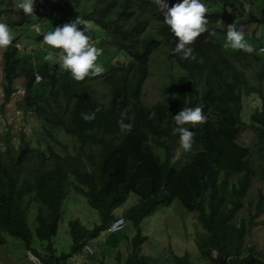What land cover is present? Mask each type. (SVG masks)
Segmentation results:
<instances>
[{"label": "trees", "instance_id": "trees-1", "mask_svg": "<svg viewBox=\"0 0 264 264\" xmlns=\"http://www.w3.org/2000/svg\"><path fill=\"white\" fill-rule=\"evenodd\" d=\"M49 2L44 1L46 7H52ZM203 2L215 4L218 10L205 13L206 31L189 45L196 56L192 60L172 52L178 38L163 23V13L154 0H97L84 19L103 31L100 49L106 45L124 51L131 60L76 81L44 56L17 48L19 39L29 31L42 38L41 22L51 20L37 14L38 1L34 0L33 13L25 14L16 7L17 0H1L0 19L13 34L2 57L4 97L8 99L13 93L16 80L24 79L21 106L34 108L50 139L43 150L25 141L24 130L19 132L18 147L11 133L0 141V245L6 243V234L28 248L36 236L51 248L73 187L100 213L101 224L88 229L79 220L71 221L70 253L46 258L33 251L45 264H67L88 241L107 233L119 217L115 211L131 194L139 197V203L125 218L138 230L133 243L136 249L146 240L141 236L142 222L159 207L179 200L187 211L198 214L206 231L198 241L202 257L220 264H264L253 247L244 248L247 234L264 213V193H260L249 221L238 214L246 206L254 179L260 177L264 183V72L250 78L247 69L251 67L245 64L260 62L258 55L264 53L224 46L227 24L242 27L244 37L247 30L257 34L264 29V0ZM15 8L18 15L12 16ZM223 17L227 22L219 35L213 24ZM160 49L167 64L166 68L160 65V70L175 74H166L160 85L163 96L148 104L143 90L154 54ZM37 75L42 76L41 83H36ZM253 95L262 103L248 123L243 119L244 102L246 96ZM192 106H200L206 119L194 126L185 125L195 133L193 143L174 161L179 143L172 116L182 107ZM97 107L95 119L81 118L82 112ZM122 110L125 122L131 117L132 129L127 134L117 124ZM245 129L254 131L249 147L238 141ZM56 131L78 139L74 154L68 153L67 147L64 154L56 151L53 143L60 144L54 138ZM187 158L189 161L182 164ZM28 194L42 206L35 232L28 224Z\"/></svg>", "mask_w": 264, "mask_h": 264}, {"label": "rangeland", "instance_id": "rangeland-1", "mask_svg": "<svg viewBox=\"0 0 264 264\" xmlns=\"http://www.w3.org/2000/svg\"><path fill=\"white\" fill-rule=\"evenodd\" d=\"M49 1L47 5L55 8L58 17L54 21L46 19L41 22L44 32L50 30L51 27L68 23L76 17L85 20L84 13L90 12L97 0ZM166 2L171 7L177 0H166ZM203 3H205L208 12H217L218 6L215 4ZM1 8L0 0V11L2 10ZM14 11L12 16H17V9L15 8ZM0 22L4 21L0 19ZM226 22L227 17H223L213 24L219 30V35L224 31ZM78 28H85V34L91 36V42L100 48L104 37V33L100 28L88 21L85 25H78ZM247 31L248 33L245 32L244 37L246 42L252 49L259 51L260 45L264 43V29L259 30L257 34L249 33L251 30ZM19 42L24 51L33 50V53L35 55L40 54L39 56L46 55L48 51H52L54 54L60 51V49H55L47 45L42 41V38L30 31L23 35L19 39ZM162 49L154 54L150 78L146 81L143 90L144 101L148 104L159 101L163 96L160 85L166 81V74H175V71L166 72L160 70V65L165 68L167 65L164 61L166 54ZM5 50L6 47H0V141H3L6 135L11 133L13 140L16 142L15 146L18 147V141L21 139L19 132L24 130L26 132L25 141L30 142L32 147L43 150L47 147L48 140L50 139L44 133L45 125L43 120L37 115L33 107L26 108L25 106H21L24 104L25 80H16L13 93L8 99L4 97L3 86L5 84V76L2 57ZM101 52L97 58V62L103 65L104 72L112 64H125L131 60L126 52L116 50L112 47L107 48L106 45L102 46ZM258 58H260V62L256 60L245 62L246 66L249 65L251 67L247 69L250 78L256 73L264 72L262 65L264 64V54H259ZM58 59L54 55V58L49 60V62L51 65H59L61 67ZM37 64L35 63L36 68H39V64ZM262 86L264 87V80ZM101 87H99L100 90L103 88ZM261 103L262 101L254 95L245 97L244 121L250 122L251 114L257 110L258 105ZM54 138L60 142V144L53 143L56 151L60 154L66 152L64 150L65 147H67L68 153L74 154L79 146L77 138L69 136L63 131H56ZM253 138L254 131L252 129H245L238 138V141L241 145L249 147L251 146ZM183 152L184 150L178 147L174 161L179 159L183 155ZM188 161L189 158L185 159L182 164ZM261 192L264 193V183L260 177H257L253 181L252 188L246 200V206L238 213L245 217L247 221L250 219L251 212L255 211L254 206L259 200ZM31 197V194H28L26 197V203H29L28 224L35 232L38 227L37 216L42 206L40 203L31 200ZM138 203L139 197L131 194L124 206L115 211V215L125 217V213ZM64 210L63 221L60 224L58 235L53 239L51 248H48L47 242H41L36 236H34L31 248H28L21 240L4 234L6 243L0 245V264H30L29 255L34 250L38 251L43 257L58 258L63 254L70 253L72 249L73 239L69 226L71 221L79 220L88 229H94L96 225L101 224L100 213L91 208L88 199L79 194L73 187L69 190V196L64 203ZM256 223L257 226L252 228L245 238L244 248L253 247L258 257L264 261V213L256 219ZM137 234V228L127 219V226L122 232L115 234L102 233L97 239L87 242L95 250L93 255L89 256L82 250L66 262L67 264H130L131 262L134 264H220L214 259H206L201 256L198 241L202 235L206 234V231L199 220L198 214L187 211L179 200H175L170 206L159 207L151 216L142 222L141 236L146 240L138 249L133 244ZM213 256L214 258L217 257L216 251L213 252Z\"/></svg>", "mask_w": 264, "mask_h": 264}, {"label": "clouds", "instance_id": "clouds-1", "mask_svg": "<svg viewBox=\"0 0 264 264\" xmlns=\"http://www.w3.org/2000/svg\"><path fill=\"white\" fill-rule=\"evenodd\" d=\"M154 2L163 13V23L178 38L174 48H172V52L178 54L181 59L195 60L196 56L193 48L189 45L206 31L207 18L205 13L207 12V7L203 0H177L171 7L168 6L166 0H154ZM33 3L34 0H17L16 7L25 14H32ZM52 9L55 10V8ZM85 24H87V21L76 17L68 23L51 27L50 30L42 34L44 43L52 48L60 49L55 54L52 51H48L43 59L49 61L54 58V55L57 56L61 67L67 70L72 79L76 81L83 80L89 76H97L105 70L103 65L97 62L101 49L91 42L92 37L85 34V28H78V25ZM12 40L13 34L8 25L0 22V47L8 46ZM224 46L233 50L251 51V46L244 40L242 27H238L235 23L226 26ZM98 111L99 107L91 112H82L80 115L84 121H91L95 119ZM125 115V111L122 110L121 119L117 121V124L120 131L127 134L132 129V123L131 117L127 118L128 122H125ZM172 119L175 124L173 132L178 134L179 147L187 152L191 149L195 133L190 131V128L185 127V125L194 126L199 122H203L206 117L200 106H192L182 107L177 114L172 116Z\"/></svg>", "mask_w": 264, "mask_h": 264}, {"label": "built area", "instance_id": "built-area-1", "mask_svg": "<svg viewBox=\"0 0 264 264\" xmlns=\"http://www.w3.org/2000/svg\"><path fill=\"white\" fill-rule=\"evenodd\" d=\"M38 1V10H37V14L41 17V18H44V17H47V18H50L51 20H55L56 17H57V11L52 9V8H49V7H46L45 6V3L44 1L45 0H37ZM228 25V24H227ZM37 32H40V26L39 25H34L32 26ZM245 40V39H244ZM246 41V40H245ZM17 48L18 49H21V46L19 44H17ZM260 53H264V46L261 47L259 49ZM36 83H41L42 82V76L41 75H37L36 76V79H35ZM127 226V220L125 217H118L116 218L110 225L107 233L109 234H115V233H120L122 232ZM83 251L91 256L95 253V250L92 246L86 244ZM29 262L30 264H45L43 259L34 254V253H30L29 255Z\"/></svg>", "mask_w": 264, "mask_h": 264}]
</instances>
